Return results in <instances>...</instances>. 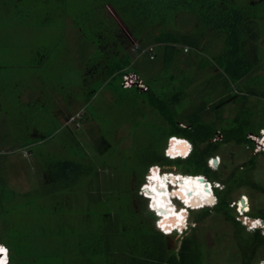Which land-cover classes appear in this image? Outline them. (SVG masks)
<instances>
[{"label": "rangeland", "instance_id": "obj_1", "mask_svg": "<svg viewBox=\"0 0 264 264\" xmlns=\"http://www.w3.org/2000/svg\"><path fill=\"white\" fill-rule=\"evenodd\" d=\"M98 2L99 0H0V43L3 41L7 44L0 45V63L16 62L15 67H6L12 73L7 85L6 82H0V148L3 150L0 153V193L7 195L5 198L2 197L7 199L0 209V241L14 246L17 259L14 264H64L61 259L63 256H69L71 250L93 249V244L88 242L89 236L107 234L111 230H115L113 233L118 245L131 260L133 257L135 264H170L168 251L165 252V258L158 253L154 260L147 253L150 257L141 255L148 234L143 229L141 221L148 211L139 208L142 200L138 196L139 178H144L146 171L144 160L147 157V150L156 148V143L153 144L155 140L166 130L170 131L172 125L161 116L157 108L149 105L137 92L130 90L129 93H121L120 98L112 97L110 91L103 88L104 84L95 89L97 77H89L85 82L79 72L75 73L78 66L75 50L80 43L78 28L66 22L62 12L52 13L56 3L63 4V8L71 14L72 12L77 14L79 8L84 7L87 11L86 9L95 7ZM120 2L129 5L128 0H119ZM231 2L247 7L263 3L264 0ZM16 4L19 13L14 12ZM46 5L51 8L44 14ZM116 9L114 2L110 1V4L97 8L96 20L95 16L90 14L88 21L82 22L84 24L81 26L86 27L84 30L89 40L98 46L97 49L94 47L90 57L99 60L101 55L99 48L101 49L107 42H112L116 31L120 39L123 38V34L129 39L126 49H131L134 53V45L139 44L142 39L145 41L150 37L157 38L161 33L158 30L167 28L163 32L164 35L169 36L170 41L181 42L176 44L178 48L173 49L169 46L155 48L156 44H148L144 48L153 47L155 51L151 54L157 53V57L153 60H149L148 57L140 59L138 65L146 71L142 74L145 78L150 82L154 80V84L162 86L169 94L167 108L170 114L176 119L182 118L183 122H180V125L183 126L186 124L185 121L198 114L203 116V113L211 112L213 117L220 114V124L223 127L229 126L235 116H241L251 124L254 123L253 131L257 129V122L264 113V9L259 8L262 9L260 28L262 37L258 44L261 48L262 62L238 82L228 81L218 68L219 56L225 49V33L202 29V24L193 13L180 12L174 19L171 16L172 20L165 28L161 22H155L144 35L136 38L130 30L131 26H126L124 15ZM155 9L154 15L158 17L159 12L157 8ZM15 16L18 17L16 21ZM44 18L45 23L40 24ZM99 20H102L101 28H98ZM121 28L122 32L119 31ZM121 42L124 43V40ZM183 42L189 47H184ZM166 44L170 43L164 45ZM172 50L175 51L172 53ZM44 54H47V58H44ZM139 56L136 55L135 59ZM53 59L57 61L55 65L58 63L68 65L72 70L57 65V72L52 75L46 72V76L43 72L35 76L28 68L30 60H36L39 64L46 60L47 67ZM135 61L133 60V63ZM22 62H25L27 68L25 67L21 79L20 67L17 66ZM172 75L179 76V80H172ZM62 76H65L67 81L72 79L75 82L66 88L62 87L58 85ZM177 82L181 84L180 88L179 85L176 86ZM62 92L70 96H65ZM236 94L238 96H234ZM90 96L93 97L86 105L85 100ZM40 102L44 103V108L47 107L44 112L39 106ZM220 104H222L220 112L212 110L213 106ZM59 123L63 126L52 135L54 137L45 138L46 133L56 128ZM67 125L69 126L65 129ZM220 133L223 135L221 128L217 129L215 133L217 135L214 134L212 139L217 137L220 139ZM71 134L74 135L70 136ZM223 137L215 141H222ZM23 138L34 141L43 139L33 144L32 147L38 144L39 146L38 151L32 155L27 146L18 148ZM173 143L178 152L186 150L182 141L174 138L168 145L170 152L174 147ZM81 149L88 156L84 158L80 153ZM217 153L214 156L218 155L220 159L216 161L218 166L216 171L220 180L253 155L251 144L233 142L223 144ZM49 155L55 159H47ZM60 157L88 162L94 176L90 175L89 180L86 177L81 181H75V188L72 191L57 189V182L52 177L43 178V175L49 171L52 162ZM257 160V165L251 170L250 176L253 182L264 188V152L258 153ZM167 162L175 164V168L179 170H182L184 164L182 160ZM161 170L169 174L165 175L168 179L178 181L177 191L173 189L172 183L171 191L176 195L179 187H182L181 193L186 202L190 203L198 194L203 197L207 193L206 187L202 186L195 175L186 178L181 176L178 170L171 168ZM87 182H91L94 187L100 185L99 194L89 197L83 195L84 198L80 196L83 194L80 185L81 188H85ZM147 182L151 183L147 193L154 199V208L159 209L166 223L168 221L167 224L162 221L166 228L179 217L183 219L188 210L195 209L186 206L183 209L184 213H178L169 199L167 179L159 176L157 168L151 170ZM242 194H245L250 202L252 211L249 215H257V210L264 207V190L253 187L240 188L232 192V199ZM143 202L149 210L144 199ZM241 206L246 204L241 203ZM231 208L236 213L235 207ZM5 209H10L6 215ZM151 212L153 223L156 216L153 211ZM200 213L201 211L193 213V221H198L184 234L195 240V244L199 243L197 250L183 251L187 263L235 264L239 254L233 224L219 212L212 210L202 220L198 219ZM182 237L183 235H169L166 238L168 247L178 249ZM134 253L138 254L135 256ZM90 259H95L88 262L90 264H129L122 262L124 258H120L117 263V260H113L115 258L109 259L103 255ZM261 260H264V246H261L256 254L255 261L258 263ZM70 264H76L72 256Z\"/></svg>", "mask_w": 264, "mask_h": 264}, {"label": "trees", "instance_id": "obj_2", "mask_svg": "<svg viewBox=\"0 0 264 264\" xmlns=\"http://www.w3.org/2000/svg\"><path fill=\"white\" fill-rule=\"evenodd\" d=\"M110 1L114 2L117 9H119V12L124 15V18L126 20L125 24L126 26H131L130 30L133 33V36L136 38H140L142 35H144V32L147 31L152 24L155 22H161L164 24L163 28L167 27V24H170L171 16L174 19V16L176 18V15L180 12H191L194 15L197 16L198 21L202 24V29L209 30L213 29L218 32L225 33L226 39H225V49L223 53L219 56L218 59V68L219 71L222 72V75L227 78L228 81L232 82H238L241 79H244L247 75H249L254 69H256L260 63L262 62V57L260 56V45L258 44V40L262 37L261 35V17H262V9H264V2H259L257 4H251L247 7H241L238 5H235L231 2V0H142L138 2V0H128L129 5H124L123 2L119 3V0H99V2L93 6V8L86 9L85 8H79V13L72 12L67 9L63 8V4L56 3V6L52 13L59 12L63 15V18L65 21L69 22L71 26H74L78 28V34H80L79 44L77 46L75 60L78 62L77 70H75V73H78L82 75L83 80L88 81L89 77H97V85L95 86L96 90L99 89L103 84L104 89H108L110 93L112 94V97L120 98L121 93L127 92L129 93L130 90H133L137 92L139 95H141L148 103L149 105L157 108L163 118L167 122H169L172 125V128L170 131L167 132V130L161 134V137L156 139L153 144L156 143V148L153 147L152 150H147V157L144 160V167H147L148 164L154 163V162H162L167 163V158L162 154L161 152V146L167 141V139L172 135H178L175 139H179L182 141V144L185 145L186 148V156L188 155L187 149L189 148L188 141L186 139H183V137L189 139L193 144V152L191 156L187 159L182 160L183 166L182 170L185 171L184 173L182 170H178L179 174L183 177L190 175H197L196 179L202 184V186L206 187L207 193L205 196L196 195L190 204H195L199 206L200 204L204 203V199L210 194V191L208 190L209 185L205 183V179H203L202 176L199 175H205L209 180H220L217 174L216 169H213L208 164V159L211 156H214L219 150V148L225 144V143H238V144H244L248 143L251 144V147H253V143L250 139H248L247 134L249 132L259 133V130L263 128L264 126V113L260 120L257 122V129L253 131V126L251 122H248L247 120H244L241 116L240 117H234L233 121L229 124L227 127H223L220 122V114L216 115L215 117L211 116V112H209L206 108V111L209 112L208 114L203 113V116L198 114V116H195L194 118H190V120L185 121L186 124L180 125V122H183L181 119H176L172 114H170L168 108H167V99L169 98V94L166 90H163V87H159L156 83L154 84V80L152 82H149L148 88L146 90H141L137 86H132L129 88H125L122 85V78L123 75L129 72H135L138 74H143L144 71L142 68L139 67L138 62L140 59H143L145 57H148L149 60H153L157 57V53H154L153 57L146 52L141 54L139 58L135 59L136 55L140 50H142L146 45L152 44V43H160L155 48L159 47H171L173 49L178 48L176 45L177 43L181 42H175L170 41V37L164 35V31L167 30H158L159 33L158 37H150L146 39L145 41L142 39V41L134 45V53L130 49H126V43L129 41L128 38L125 37L123 34V40L124 43H122L121 37L118 35V31H116V35L113 37L112 42H107V44L101 49L99 48V52L101 53L100 59L95 60L94 58L90 57L94 51L95 45L94 42L89 40V36L87 35L86 27H82L84 23L88 21V16L94 15L95 20L96 17V11L97 8L102 5L103 7L110 4ZM51 7L49 5H46L44 7L45 13L46 11H49ZM96 8V9H95ZM157 8L159 12V16L155 17L154 10ZM259 8H262L259 10ZM83 9V10H82ZM115 9V8H114ZM116 9V10H117ZM115 10V11H116ZM259 10V11H258ZM14 12L19 13V8L16 4V10ZM82 12V14L80 13ZM48 14V13H47ZM81 15V16H79ZM18 17H14V20L16 21ZM104 19V18H103ZM49 20V19H47ZM14 21V22H15ZM100 21L97 23L98 28H101ZM45 23V18L43 21H41L40 24ZM172 24V23H171ZM123 28H121L119 31L122 32ZM158 33V32H157ZM167 33V32H166ZM168 34V33H167ZM169 35V34H168ZM166 37V38H163ZM114 41V42H113ZM11 43V42H10ZM163 43V44H162ZM164 43H170L164 45ZM184 43V42H183ZM186 43V42H185ZM7 45L4 44L3 41L0 43V45ZM187 44V43H186ZM155 50V49H154ZM175 50H172V53ZM137 53V54H136ZM169 53V51H168ZM7 55V52L6 54ZM104 55V56H103ZM50 56V55H48ZM99 56V55H98ZM102 57V58H101ZM43 58V55H42ZM44 58H47V54H44ZM49 58V57H48ZM133 60H136L133 63ZM55 62H57L55 59L51 60L48 63V66L46 67V60L42 61V63L39 64L36 60H30L28 63V68H30L33 71V75H40L43 73L47 76L46 72L49 75H52L54 72H57L58 66L61 68H65L67 70H72L71 67L68 65L63 64H57L55 65ZM27 63V62H26ZM16 62H1L0 63V82H6L5 85H7V80L11 79L12 73L7 70L6 67L11 66L15 67ZM62 65V66H61ZM20 67L21 71V79L24 75V70L26 67L25 62L18 63V66ZM27 68V67H26ZM47 69V70H46ZM48 75V77H49ZM179 76L172 75V80H179ZM156 81H159V79L155 78ZM60 84L62 87L65 88L73 84L75 81L70 79L67 81L65 76H62V78L59 79ZM85 81V82H86ZM179 85V82H177V85ZM181 87V84L178 88ZM63 88V92L64 89ZM62 92V93H63ZM96 93V91H95ZM95 93L93 95H95ZM64 94V93H63ZM65 96H70L66 95ZM256 96H260L257 93H254ZM238 96V94L234 95ZM233 96V97H234ZM93 96L88 97L86 101L89 103L91 101ZM263 97V96H262ZM261 99V97L259 98ZM222 101V100H220ZM29 104V103H28ZM84 104V106H85ZM223 104V103H222ZM222 104L218 106H213L212 110L216 109L217 111H221ZM44 103L40 102V107L42 108V111L46 110L44 108ZM202 108V107H201ZM39 109V108H38ZM204 109V108H203ZM53 126V125H52ZM56 126V125H55ZM61 126H63L62 123H59L56 128L53 130H50L46 133L45 138H48L49 136H52ZM69 125L65 126L68 127ZM221 128L223 132V140L222 141H212V138L214 137V134L216 133L217 129ZM74 134H71L70 136H73ZM180 136V137H179ZM52 136L51 138H53ZM40 140V139H39ZM36 140V141H39ZM174 140V138H173ZM49 141V140H48ZM35 142L32 139L23 138L21 140V144L18 146L27 145L30 143ZM47 142V141H46ZM77 142V140H76ZM174 147L172 148V151L170 152L171 156L176 157L179 156L180 153H184L185 151L178 152L176 150L175 144H172ZM36 145L34 147H31V149H34V152L36 153L37 147ZM2 148V147H1ZM0 148V150H1ZM160 148V150H159ZM76 153V152H75ZM80 153L85 158L88 154L81 149ZM47 159H55L52 158L51 155ZM258 155L253 154L251 158L244 162L242 165H238L234 167L231 172L220 181L224 184L223 188H217L216 194L218 196V202L217 204L212 208H206L201 210L199 220H202L203 217H207L210 212L216 211L221 214H223L224 218L228 221H230L234 228V239L235 244L238 246V254L239 259L235 264H254L257 261L256 260V254L261 248V246H264V235L259 231H248L246 230L245 226L240 223L236 219V213H234L233 209L230 207L229 203L232 200V192L240 189V188H256L259 190H264L263 187L259 186L256 182H253L250 176L251 170L256 167ZM46 164V163H45ZM88 162L86 161H74L70 158L66 157H60L59 159H56L52 162L50 165L49 171L47 170L45 172V177H52L54 181L57 182V189H60L61 191H72L74 190V184L77 181H81L82 179L87 177V180H89V176L93 174V170L88 167ZM49 167V164L47 166V169ZM160 168H169L167 165H161ZM152 170V169H151ZM151 172V171H150ZM149 172V174H150ZM187 173V174H185ZM144 178H139V185H141L144 180ZM180 179V181H182ZM47 181V180H46ZM76 181V182H75ZM178 181L171 180L173 189H176V183ZM88 183V184H87ZM87 186L85 188L80 189L83 190L82 196L85 195V197L94 196L96 194H99V191L101 190L100 185L93 186L91 182H87ZM98 192V193H97ZM181 197H183L181 192H177ZM73 195H77L76 193H73ZM1 202L2 200L7 197L5 194H1ZM4 197V198H2ZM139 197V196H138ZM82 198V199H83ZM210 197L209 199H211ZM185 205L190 207V205L185 202ZM3 205L0 206V209H2ZM139 208H142V210H147L145 204H142L139 206ZM195 208V207H194ZM193 209L188 210V213H185L184 218L179 217L177 221L169 223L168 228L170 229L172 226L174 228L179 229V234L186 232L187 228H189V220L185 221L186 216H191L194 213L191 211ZM145 212V211H144ZM149 212V211H148ZM190 212V213H189ZM255 217H261L264 219V207L259 208L257 210V215ZM190 219V218H189ZM164 223H166V220H163ZM198 221V220H196ZM195 221V222H196ZM114 222H116L114 220ZM168 223V221H167ZM166 223V224H167ZM141 224L143 225V229L148 233L146 238L147 242L146 245L143 246L144 252L141 254L145 257H150L154 260L156 259V255L159 253V255L162 256V258H165V252L168 251L169 255V263L170 264H195L193 262L187 263L186 255L183 253L185 250H197L199 247L198 244L194 243L195 240L189 238L187 235H183L182 238H180L181 244L180 247L177 249H172L168 247V243L166 238L167 235L160 232L156 226H155V220L152 223L151 215L145 214L144 219H142ZM173 228V227H172ZM151 230V231H148ZM115 230H111V232H108L107 234H94L89 236V243L91 242L93 244V249H74L71 250L69 256H63L64 258L61 259L64 264H70L71 256L75 258L76 264H90L88 262H93L95 259L90 258H96L98 255H103L106 258H115L113 260H117L116 262L120 261L126 262L129 264H135V261L129 258V255H125V251L118 245V240L114 238ZM120 233V232H118ZM118 233L116 234V238L118 236ZM86 239V238H84ZM118 239V238H117ZM83 250V251H82ZM126 251L127 247H126ZM150 255V256H148ZM73 254V255H72ZM135 256L138 253H134ZM134 256V255H133ZM134 256V259L136 260V257ZM121 258V259H120ZM13 263L16 262V254L12 255ZM49 264V263H48ZM99 264V263H98Z\"/></svg>", "mask_w": 264, "mask_h": 264}, {"label": "built area", "instance_id": "obj_3", "mask_svg": "<svg viewBox=\"0 0 264 264\" xmlns=\"http://www.w3.org/2000/svg\"><path fill=\"white\" fill-rule=\"evenodd\" d=\"M152 51H155L153 47L149 46V47H146L142 50H140L138 52L137 55H141L143 53H147L149 55H151L153 57L154 53L151 54ZM138 58V57H137ZM149 79L145 78L143 75L141 74H138V73H135V72H129V73H126L123 75V78H122V85L123 87L125 88H129V87H132V86H137L138 88H140L141 90H146L148 88V85H149ZM221 134V138L223 137L222 133ZM217 134H215L216 136ZM177 136L176 135H172L168 138V140L166 141V143L163 145L162 147V151L164 153L165 156H171L170 154V151L168 149V145L170 143V141H172L173 138H176ZM247 137L248 139H250L253 143V147L252 148V153L253 154H257L258 153H261V152H264V126L263 128H261L259 130V133H254V132H249L247 134ZM220 138V139H221ZM185 139V138H183ZM216 138L212 139V141H215V140H220ZM187 140V139H186ZM188 141V140H187ZM188 144H189V148L187 149L188 151V155L189 156H186L185 153H180L179 156L176 155V157H178L179 159H186L188 157L191 156L192 152H193V144L192 142L188 141ZM173 157V156H171ZM175 158V157H173ZM176 158V159H178ZM218 159V161L220 160L218 155L217 156H211L209 159H208V164L216 169L218 166L216 165V163L214 162V159ZM161 165H165V164H160V163H151L149 164L148 168H147V173L145 175V182H143L141 185H140V188H139V193L140 195H142L143 197H145L147 199V205H148V208L154 212L155 216H156V227L158 228V230L160 232H162L163 234L165 235H171V234H177L179 236H182L184 235L185 233H187V231L189 230L190 226H191V223H189V228H187L186 232H183V233H178L179 232V229H176L174 228V226H172L170 229L169 228H166L164 224H162V221L164 219V216L162 214H160V211L159 209H155L154 207V199L151 198L148 193H147V189H146V185L148 184L147 181H149V172L151 171V169H153L154 167H160ZM167 167L170 168L169 165H167ZM197 176V175H196ZM199 176H203V175H199ZM205 183L209 185V191H210V194L206 197V199H204V202L207 201L210 197H212L210 200V202L214 203L217 201V196H214L213 197V192L211 190V185H218L220 188L223 187V183L221 181H213L212 180V184L209 183L207 180H206V177H205ZM174 196V195H173ZM178 196L180 197V195L178 194ZM172 198H169L171 199L172 201ZM181 199H183L182 197H180ZM245 198V202H243ZM213 199V200H212ZM241 203H245L246 206H241ZM174 207L177 208L178 210V213H184V210L186 208V205L185 203H180L178 202V204H172ZM201 205V204H200ZM230 206L231 207H235L236 209V218L237 220H239L242 225H244L246 227V230L248 231H257L259 230L263 235H264V219L261 218V217H253L251 215H249V212L251 211V207H250V202L248 200V197L245 195V194H242L240 197H236V199H232L230 201ZM198 206H195V209L197 208ZM193 209V210H195ZM156 210V211H155ZM183 211V212H182ZM192 216V215H191ZM191 216H186L185 218V221L189 220L190 221V217ZM253 225H255L253 227ZM0 246H2L4 249H6L7 251L4 252V253H0V262H2V259L5 258V262L2 263V264H6L9 260V257H8V249L5 248V246L3 244H0ZM263 263V260H261V262H256L254 264H262Z\"/></svg>", "mask_w": 264, "mask_h": 264}, {"label": "clouds", "instance_id": "obj_4", "mask_svg": "<svg viewBox=\"0 0 264 264\" xmlns=\"http://www.w3.org/2000/svg\"><path fill=\"white\" fill-rule=\"evenodd\" d=\"M176 136H178V135H176ZM180 137V136H179ZM183 138H185V137H183ZM185 139H187V138H185ZM168 140V139H167ZM188 141H190L189 139H187ZM191 142V141H190ZM166 143V142H165ZM164 143V144H165ZM162 154L164 155V153H163V151H162ZM165 156V155H164ZM166 158H167V160H169V161H174V160H184V159H176V158H173V157H171V156H165ZM189 158V157H188ZM187 159V158H186ZM154 163H156V162H154ZM157 163H160V164H165V165H169L170 166V168L171 169H173V170H179V169H177V168H175V164H169V162H167V163H162V162H157ZM151 164V163H150ZM148 166H149V164L147 165V167H146V171H145V174H144V182H145V175H146V173L148 172L147 171V168H148ZM210 166V165H209ZM211 167V166H210ZM212 168V167H211ZM214 169V168H213ZM181 171V170H180ZM184 173V172H183ZM185 174H187V173H185ZM190 175V174H189ZM203 177L205 178L206 176L205 175H203ZM206 180L209 182V183H211L212 184V180H209L207 177H206ZM217 188H219L220 189V187L217 185H211V190H212V192H213V197L214 196H217V194H216V190H217ZM223 188V187H222ZM181 197V196H180ZM179 196H178V194H176V195H174L173 196V198H172V202H173V204H178V202H180V203H185L184 202V200L183 199H181ZM213 200V199H212ZM217 202H218V196H217V201L216 202H214V203H212V202H210V200L208 199L207 201H205L203 204H201V205H199L195 210H194V212H197V211H201V210H203V209H206V208H212V207H214L216 204H217ZM229 205H230V203H229ZM150 210V209H149ZM151 211V210H150ZM156 211V210H155ZM251 211H252V209H251ZM250 211V212H251ZM253 217H255V216H253ZM193 219H194V216H193V214H192V216L190 217V221H188L189 223H191V226L190 227H193L194 226V223H195V221H193ZM237 219V218H236ZM196 220V219H195ZM239 221V220H238ZM241 223V222H240ZM242 224V223H241ZM246 228V227H245ZM167 236H169V235H167ZM4 245V244H3ZM5 246V248H7L8 249V247H6V245H4ZM8 257H9V249H8ZM9 263V260H8V262L6 263V264H8ZM0 264H2V262H0Z\"/></svg>", "mask_w": 264, "mask_h": 264}, {"label": "crops", "instance_id": "obj_5", "mask_svg": "<svg viewBox=\"0 0 264 264\" xmlns=\"http://www.w3.org/2000/svg\"><path fill=\"white\" fill-rule=\"evenodd\" d=\"M152 44H156V45H158V44H160V43H152ZM162 44H163V43H162ZM164 44H165V43H164ZM179 44H180V43H179ZM182 45H183L184 47H186V48L189 47V45L186 44V43H183ZM232 98H233V97H232ZM42 139H43V138H42ZM42 139H40V140H42ZM40 140H39V141H40ZM34 143H36V140H35V142H33V143H30V144H27V145H23V146H21V147H25V146H27V148H30L29 150H31L32 155H33L35 152L32 151L31 147L33 146ZM21 147L18 146V148H21ZM2 151H3V150H2V148H1L0 153H1ZM11 153H12V152H11ZM43 178H46V177H45V173H44V175H43ZM43 183L45 184V180H43ZM138 198H141V200H142L141 205L144 204L143 199L146 201V204H147V200L145 199V197L142 198V196L140 197V195H139ZM6 199H7V198H6ZM6 199H3V200H2L1 205H4V201H5ZM5 205H6V204H5ZM9 210H10V209H9ZM9 210H7V209L4 210L5 215L7 214V212H8ZM147 210H148V209H147ZM148 211H149V210H148ZM148 213H149L151 216H153V213H152L151 211H149ZM0 243L6 245V247H8V249H9V263H8V264H14V263H13V260L11 259V258H12V255H13V254H16V253H15V248H14V246H12V244H9V243L4 242V241H0Z\"/></svg>", "mask_w": 264, "mask_h": 264}, {"label": "bare ground", "instance_id": "obj_6", "mask_svg": "<svg viewBox=\"0 0 264 264\" xmlns=\"http://www.w3.org/2000/svg\"><path fill=\"white\" fill-rule=\"evenodd\" d=\"M155 168H157V170H158V172H159V176L160 177H163V178H166L167 179V190L170 192V197L169 198H171V197H173V192L171 191V189H172V187H171V179L169 178H167V177H165V175L167 174L165 171H163V170H161V168L160 167H154L152 170H154ZM150 175V174H149ZM168 176H169V174H167ZM190 176H193V175H189V176H186V178L187 177H190ZM148 184L145 186L146 187V189H147V192L150 190V187H151V183L150 182H147ZM181 189H182V187L180 188L179 187V189H178V192H181ZM151 197V196H150ZM152 198V197H151ZM183 198V197H182ZM183 200H184V198H183ZM170 201H171V199H170ZM184 202H186L185 200H184ZM171 203L173 204V202L171 201ZM191 207H195V206H197V205H195V204H190L189 202H187ZM164 215H166L165 213H164ZM168 215H170V214H168ZM167 216V215H166ZM5 262V258H3L2 259V263H4ZM261 262V261H260ZM262 264H264V260H263V263Z\"/></svg>", "mask_w": 264, "mask_h": 264}, {"label": "snow or ice", "instance_id": "obj_7", "mask_svg": "<svg viewBox=\"0 0 264 264\" xmlns=\"http://www.w3.org/2000/svg\"><path fill=\"white\" fill-rule=\"evenodd\" d=\"M255 225H253V227H254ZM7 250L6 249H4L2 246H0V253H4V252H6Z\"/></svg>", "mask_w": 264, "mask_h": 264}, {"label": "water", "instance_id": "obj_8", "mask_svg": "<svg viewBox=\"0 0 264 264\" xmlns=\"http://www.w3.org/2000/svg\"><path fill=\"white\" fill-rule=\"evenodd\" d=\"M216 161H217V159L215 158V159H214V162L216 163ZM202 177H203V176H202ZM203 179H205V178L203 177Z\"/></svg>", "mask_w": 264, "mask_h": 264}]
</instances>
